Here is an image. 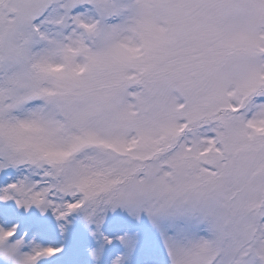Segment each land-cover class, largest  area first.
Returning a JSON list of instances; mask_svg holds the SVG:
<instances>
[{"label":"snow or ice","instance_id":"1","mask_svg":"<svg viewBox=\"0 0 264 264\" xmlns=\"http://www.w3.org/2000/svg\"><path fill=\"white\" fill-rule=\"evenodd\" d=\"M0 264H264V0H0Z\"/></svg>","mask_w":264,"mask_h":264}]
</instances>
